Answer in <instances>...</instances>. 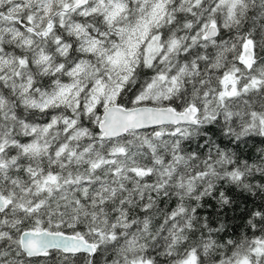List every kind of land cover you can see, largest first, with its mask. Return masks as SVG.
Here are the masks:
<instances>
[{"label": "snow or ice", "instance_id": "obj_1", "mask_svg": "<svg viewBox=\"0 0 264 264\" xmlns=\"http://www.w3.org/2000/svg\"><path fill=\"white\" fill-rule=\"evenodd\" d=\"M0 264H264V0H0Z\"/></svg>", "mask_w": 264, "mask_h": 264}]
</instances>
